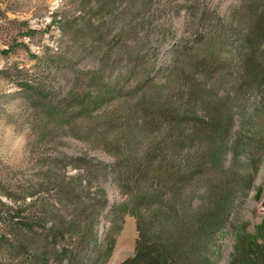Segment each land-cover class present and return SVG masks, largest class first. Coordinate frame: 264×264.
Here are the masks:
<instances>
[{
    "label": "rangeland",
    "instance_id": "1",
    "mask_svg": "<svg viewBox=\"0 0 264 264\" xmlns=\"http://www.w3.org/2000/svg\"><path fill=\"white\" fill-rule=\"evenodd\" d=\"M108 2L0 0V264H24L22 257L32 264H65L71 258L77 264H91L95 244L103 243L109 227V210L120 197L114 183L96 177L82 194L75 189L65 197L60 180L79 173L76 157L83 158L93 172L92 165L104 167L111 158L85 138L39 124L40 116L34 111L37 93L56 92L57 100L73 89L93 90L88 87L90 77L99 75L101 82L107 77L126 78V70L133 68L137 76L164 80L157 69L164 65L171 44L194 33V20L187 15L191 7L199 14L207 6L222 18L240 0H114L112 7ZM234 38L214 72L221 71L225 77L221 82L215 76L208 79L207 94H215L231 107L232 131L224 166L248 162L252 179L234 201L233 227L216 233L214 264H240L239 250L252 243L249 235H260L258 242L264 238V85L251 91L247 78L238 77L246 71L237 61L245 63L249 52ZM259 49L264 62V42ZM255 50L251 56L260 62ZM64 71L71 76H63ZM134 77L125 80L122 94ZM85 165L81 166L88 171ZM88 178L84 176L86 182ZM81 213L86 227L82 239L61 238L59 232L48 237V226L56 229ZM135 220L130 213L123 215L110 256L97 264H118L133 253ZM13 222L15 229H10ZM17 240L22 247L14 244ZM63 245L67 252L58 259Z\"/></svg>",
    "mask_w": 264,
    "mask_h": 264
},
{
    "label": "trees",
    "instance_id": "2",
    "mask_svg": "<svg viewBox=\"0 0 264 264\" xmlns=\"http://www.w3.org/2000/svg\"><path fill=\"white\" fill-rule=\"evenodd\" d=\"M97 1L105 5L109 0ZM113 1L108 2L111 7ZM197 11L191 7L187 14L194 20V33L171 44L164 65L157 69L164 80L137 76L133 68L126 70V78L107 77L101 82L99 75L90 77L88 87L92 85L93 90L73 89L57 100L56 92L37 93L39 104L34 111L40 116L39 124L56 133L62 128L75 138H85L111 158L104 167L92 165L93 172L83 158L76 157L79 173L60 180L65 197L75 189L85 192L93 177L107 179L119 189V200L109 210V227L103 243L95 244L91 264L110 256L125 213L135 217L137 237L133 253L118 264H214L216 233L230 227L234 201L251 183L250 163L224 166L222 158L232 131L231 107L229 102H219L215 94H207V82L212 76L223 81V73L214 72L232 43L230 38L235 37L249 52L245 63L237 61L246 71L238 77L247 78L251 91L264 85L263 52L259 49L264 42V0H240L222 18L207 6L199 14ZM251 50L257 52L260 62L254 60ZM125 61L135 66L131 60ZM110 69L115 70L112 65ZM63 76L69 78L71 73L64 71ZM133 76L128 82L131 86H125L129 90L122 94L125 80ZM84 176L89 177L87 182ZM82 222L81 213L56 229L48 226L46 232L51 239L59 232L61 238L67 235L80 240L86 228ZM249 237L252 243L239 250L238 261L264 264V238L258 242L260 235ZM19 243L14 244L22 247ZM62 247L58 259L67 252V246ZM20 260L32 264L26 257ZM65 264L77 263L71 258Z\"/></svg>",
    "mask_w": 264,
    "mask_h": 264
}]
</instances>
